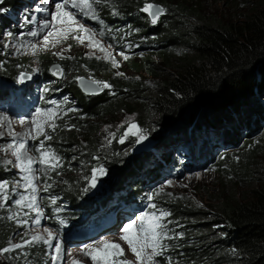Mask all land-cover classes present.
I'll return each mask as SVG.
<instances>
[{
    "label": "rangeland",
    "instance_id": "obj_1",
    "mask_svg": "<svg viewBox=\"0 0 264 264\" xmlns=\"http://www.w3.org/2000/svg\"><path fill=\"white\" fill-rule=\"evenodd\" d=\"M113 1L102 0L94 5L99 17L96 20L67 7L65 10L76 13L77 20L88 31L68 32L65 37L58 35L56 30L67 29V24L52 21L50 28H41L45 20H51V13L57 11L55 5L60 0H16L12 5H8V0H0V92L9 93L0 99V115L10 121V128L7 122L0 127L3 134L0 136V149H7L0 150V181H7L9 185L8 203L0 206L2 249L23 243L32 235L46 237L44 230L48 229L58 236L67 252L65 264H73L74 260L81 264H94L85 253L103 249V242L119 244L123 253L115 258L135 264L134 254L120 237L124 235L123 226L131 220H136L138 225L142 213H170L160 221L166 225L169 238L162 242L166 245L175 237L176 231L177 240L181 238L188 220L186 215L199 214L197 219L204 218L205 223H210L216 213L214 207L221 199H233L235 196L236 201H243L250 197L252 191L264 187L262 130L241 135L236 141L223 140V143H228L226 146L209 141L208 145L203 142L198 147L191 135L171 148L164 145L168 133L158 123L160 116L153 98L160 83L177 75V58L181 54L188 59L196 56L193 30L200 20L182 16L173 6L164 9L162 4L165 0H138L139 20L133 25L120 9L115 8ZM197 1L199 8L196 14L201 19H212L222 27L239 25L264 7V0ZM147 4L163 9L155 24L148 13L141 11ZM186 5L189 8L192 6L189 3ZM50 29L53 35L44 46L43 36ZM166 30L171 31L173 39L170 42L174 46L169 49V54L175 61L168 59L158 79L144 72L136 75L130 71L132 64H138L149 54L153 55L152 52L160 45V34ZM30 31H39L40 35L29 36ZM77 36L82 37L83 42L75 38ZM33 44L37 45L35 49ZM157 53L163 54V51L158 50ZM74 54L105 64L116 81L139 84L141 94L145 96V111L119 112L101 119L87 117L81 111V104L74 100L73 89L77 87L79 78L92 82L97 80L83 67L75 69L69 64L68 58ZM40 57L53 62L47 76L44 75V64L38 61ZM151 62L158 67L160 64L163 66L159 59L151 58ZM55 65L61 72L59 78H53L50 72ZM98 81L101 94L111 97L114 94L112 88H104L102 85L106 82ZM37 109H53L57 113V117L52 119L47 115L37 117L41 122L47 120V124H55V131L45 125L46 133L52 137L50 140H44L42 135L36 139L26 135L31 131L32 136H36L32 117ZM131 124L137 126V135H128L120 143ZM89 125H94L97 131L94 137L97 138V152L85 162H80L82 153L79 150L88 145L82 142L79 150L71 146L75 137H85L83 128H90ZM200 126L194 124L191 131H197ZM140 133L147 139L136 143ZM13 135L31 146L28 155L33 161L39 160V153L34 149L44 140L45 148L41 151L54 153L59 157L61 166L53 170L49 165L34 162L31 172L21 171L12 150L8 149ZM210 135L214 137V134ZM245 136L251 138L248 141L250 147L243 143L247 139L242 141ZM237 142L241 145L232 149V144ZM101 168L103 172L99 171ZM94 169L97 170L95 181L92 179ZM25 175L30 179L34 177L35 193L30 188H24L26 182L22 177ZM93 182L95 187L91 186ZM46 186L47 191L44 190ZM21 195L37 197L39 216L35 211L15 203ZM66 196H71L73 202L78 201L82 205L77 209L71 208V203L61 201ZM152 204L156 207L152 208ZM176 208L177 222L171 215ZM25 212L29 214L26 216ZM35 218L40 220L39 225L33 224ZM23 220H27L28 224L21 226L18 221ZM211 230H216V227ZM51 252L47 245L34 243L7 253L0 252V264H51Z\"/></svg>",
    "mask_w": 264,
    "mask_h": 264
},
{
    "label": "trees",
    "instance_id": "obj_2",
    "mask_svg": "<svg viewBox=\"0 0 264 264\" xmlns=\"http://www.w3.org/2000/svg\"><path fill=\"white\" fill-rule=\"evenodd\" d=\"M15 1L8 0V5ZM165 1L162 4L164 9L173 6L182 16L200 20L193 30L196 56L188 59L181 54L177 58V75L160 83L153 98L159 111L158 123L168 133L165 147L171 148L182 143L190 135L198 147L199 143L200 146L203 142L208 145L209 141L211 144L226 146L228 143H223V140L236 141L241 135L264 131V7L253 12L249 18L246 17L239 25L222 27L212 19H201L196 14L199 8L197 0ZM113 2L115 8L123 12L125 19L136 25L139 20L138 0ZM186 3L192 6L189 8L185 6ZM160 35V45L152 52L153 55L149 54L138 64H132L130 71L136 75L144 72L158 79L168 59L175 61L169 54V49L174 46L170 42L173 39L171 31L166 30ZM158 50H162L163 54H158ZM151 58L159 59L163 66L153 64ZM68 60L75 69L83 67L95 80L106 82L114 92L108 98L99 94L90 99L75 86L72 93L74 100L81 104V111L87 117L101 119L119 112L145 111V96H142L139 84L116 81L112 79L108 66L94 60H85L78 54ZM38 61L44 64V75L47 76V70L53 62L46 57H40ZM7 94L1 91L0 99ZM200 106L205 111L197 113L196 109ZM196 123L201 126L192 132L191 126ZM93 127H84L85 137H75L71 146L78 148L82 142L88 145L87 148H78L82 153L80 162H85L97 152V138H94L97 131ZM211 133L214 137H211ZM245 139L244 145L250 147L248 141L251 138L245 136L242 141ZM239 145L240 142L232 144V149ZM72 199L66 196L61 201H68L71 208L75 209L82 205ZM216 205V213L212 215L210 223H205L204 218L197 219L199 214L186 215L188 220L185 221L181 238L177 240L176 231L175 237L166 244L163 256L156 258L158 264H264V187L252 191L246 200L236 201L234 196L233 199H221ZM171 215L177 222V208ZM212 227H216V230H211ZM1 241L0 236V244Z\"/></svg>",
    "mask_w": 264,
    "mask_h": 264
},
{
    "label": "snow or ice",
    "instance_id": "obj_3",
    "mask_svg": "<svg viewBox=\"0 0 264 264\" xmlns=\"http://www.w3.org/2000/svg\"><path fill=\"white\" fill-rule=\"evenodd\" d=\"M102 0H60L59 3H56L55 8L57 9L56 12L51 13V20H45L41 25V28H50L52 21H56L59 24H67V29H57L56 32L58 35L67 36L68 32L73 31H81L87 32L88 30L85 29L84 25L79 23L77 20V14L71 11L65 10L67 7H71L73 9H77L78 13L82 14L84 17L96 20L99 17L96 15V9L94 8L95 4H100ZM153 9H155L153 11ZM141 11L148 13L152 17V23L155 24L157 22L158 16L163 12V9L154 6L152 4L145 5ZM29 36L36 37L40 35L39 31H30L28 33ZM53 35V30H49L43 36L44 46H47L49 43V37ZM77 39H81L83 42L82 37H75ZM91 39V35L88 36ZM58 42V41H57ZM54 46V45H53ZM33 49L37 47L36 44L32 45ZM127 57H125L126 59ZM115 66V61H114ZM94 84H100L99 81H93ZM102 87L107 88L110 87L108 84H103ZM55 103V102H53ZM40 115H47L49 119L57 117V113L53 109H37L32 117V123L34 125V130L36 132V136H32L31 131L26 133V135L30 136L32 139H36L38 136H44V140H50L52 137L48 135L45 131V125L47 124V120L41 122L37 119ZM3 122H7L10 128V121H7V118L3 115H0V127L3 126ZM24 123L23 120L20 121ZM47 127L51 128L52 131H55V124H47ZM138 128L135 124H131L129 126L128 131L124 133V135L120 139V143L124 142V139L128 135H137ZM3 134L0 133V136ZM114 135V134H112ZM147 139L143 133H140L136 143L141 142L142 140ZM44 140L40 141V144L35 147V151L39 153V160L33 161V158L28 155V149L31 147L30 145L26 144L23 140H18V138L13 135L11 143L8 145V149L12 150V155L15 157L16 161L19 164V168L21 171L25 173H29L32 171L31 165L36 162L42 165H49L53 170L55 168L60 167L61 165L58 163L59 157L55 156L54 153L51 151H41V149L45 148ZM0 150H7V149H0ZM8 163H12L9 161ZM96 169L93 170V181L96 178ZM100 172H103V169H99ZM22 179L26 182L24 184V188L31 189L33 193L36 192V187L33 184V178H29L28 175L22 177ZM17 184L20 181H16ZM171 183V182H169ZM92 187H95V183L93 182ZM47 191V186L44 189ZM9 200V185L7 181H0V206L7 204ZM37 197L35 195L28 197L25 195H21L20 199L16 200L15 203L22 207H26L29 210L35 211L37 216H39V206L36 203ZM25 201H28L26 204ZM55 203V200H53ZM152 208H155L156 205H150ZM29 213L25 212L24 215H28ZM170 215L167 212H160L159 215L157 213H142L140 215L139 224L137 225L136 220H131L127 224H125L122 228V235L120 238L127 242L129 245L131 252L135 256V264H158L156 258L163 256L164 251L166 250V245L162 242L164 239H168V234L166 230V225L161 223V219ZM33 224L39 225L40 220L38 218L33 219ZM18 223L23 225H27L28 221H18ZM47 233L45 237L42 234L32 235L29 239H24L23 243H18L12 245L11 248H3L0 249V252L7 253L10 250L20 249L26 246H31L34 243H43L47 245L49 249L52 250L51 252V264H65V258L67 255L66 250L62 247V242L59 240L58 236L55 235L52 231L45 229ZM179 235V234H178ZM104 248L103 249H93L91 252L85 253L87 257L94 262V264H133L132 261L128 260H118L115 257L117 255H122L123 250L121 249L119 244H114L110 242H103ZM115 250V251H108V250ZM149 249L151 250L149 252ZM73 264H81L79 261H73ZM170 264V262H169Z\"/></svg>",
    "mask_w": 264,
    "mask_h": 264
},
{
    "label": "water",
    "instance_id": "obj_4",
    "mask_svg": "<svg viewBox=\"0 0 264 264\" xmlns=\"http://www.w3.org/2000/svg\"><path fill=\"white\" fill-rule=\"evenodd\" d=\"M154 6H158V5H154ZM158 7H160V6H158ZM154 10L155 9H153V11ZM160 15H162V13ZM149 18L152 20V17L150 15H149ZM50 72H51L53 78H59L61 76V72L58 70L57 65L52 67ZM77 88L84 96L99 95L102 92V89L97 84H94L92 81H89L85 78H79L77 80ZM196 111H197V113L204 112L205 108L200 106L198 109H196ZM164 131H165V128H164Z\"/></svg>",
    "mask_w": 264,
    "mask_h": 264
},
{
    "label": "bare ground",
    "instance_id": "obj_5",
    "mask_svg": "<svg viewBox=\"0 0 264 264\" xmlns=\"http://www.w3.org/2000/svg\"><path fill=\"white\" fill-rule=\"evenodd\" d=\"M14 92V91H13ZM176 148V147H175ZM178 148V147H177Z\"/></svg>",
    "mask_w": 264,
    "mask_h": 264
}]
</instances>
